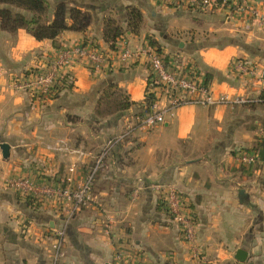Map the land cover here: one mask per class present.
Wrapping results in <instances>:
<instances>
[{
	"label": "crops",
	"instance_id": "1",
	"mask_svg": "<svg viewBox=\"0 0 264 264\" xmlns=\"http://www.w3.org/2000/svg\"><path fill=\"white\" fill-rule=\"evenodd\" d=\"M46 1L52 10L59 0ZM67 1L92 8L85 31L65 30L51 41L36 40L22 28L10 33L0 27V143L9 144L7 158L0 149V264H49L54 229L65 222L58 264H124L134 263L135 257L143 264H198L151 186L157 183L181 195L196 221L203 257L216 264H264V110L257 102L264 26L259 19L224 6L194 11L161 0ZM253 6L264 17V0H254ZM128 7L141 12V23L136 33L124 31L117 41L139 49L155 39L170 68L190 67L214 97L246 102L186 103L152 127L135 125L131 135L111 147L94 180L92 202L79 211L71 212L70 204L56 197L20 196L5 179L23 176L44 187L59 186L71 176L77 183L103 145L135 124V105L94 115L106 86H118L134 104L143 103L147 92L159 95V86L148 83L151 69L145 56L100 74L77 62L70 69L72 84L44 105L10 86V75L38 66L61 44L87 40L110 52L102 37L104 21L112 18L126 28ZM235 60L256 71L239 70ZM160 97L159 104L166 105ZM59 140L65 150L46 148ZM244 152L254 153L255 160L241 163ZM238 249L246 251L243 262L235 258Z\"/></svg>",
	"mask_w": 264,
	"mask_h": 264
},
{
	"label": "built area",
	"instance_id": "2",
	"mask_svg": "<svg viewBox=\"0 0 264 264\" xmlns=\"http://www.w3.org/2000/svg\"><path fill=\"white\" fill-rule=\"evenodd\" d=\"M161 2L166 6L194 11L224 6L237 14L247 12L249 16L257 17L259 23L264 26V17L260 16L258 10L253 6L254 0H161ZM141 56L147 57L151 76L160 88L159 95L150 104L149 109L142 116L136 118L135 124L126 125L120 133L103 145L79 182L74 183L73 178L68 176L59 186L46 185L41 187L30 179L17 175L5 179V185L22 197H56L68 202L71 212L79 211L91 204L94 180L98 172L105 167V159L111 147L131 135L135 125L152 127L163 121V116L167 111L186 103L238 105L246 102L243 97L233 99L226 95L214 97L208 86L198 78L192 68H170L161 52L155 51L149 45L133 49L128 47L122 39L115 43V48L111 49L110 52H105L99 45L89 41H83L80 44H61L55 49V52L46 56L38 66L19 74L10 75V86L14 90L28 93L32 99L44 105L47 100L53 99L62 87L72 84L70 69L75 63H84L91 73L100 74L102 71L115 66L129 65ZM232 64L249 74H254L256 71L254 66L246 61L235 60L232 61ZM162 95L167 101L166 105L159 104ZM46 148L51 151H62L66 149V143L59 140L55 144L46 145ZM238 160L243 164H249L255 160V156L254 153L244 152L239 155ZM75 166L74 163L71 164L68 171L72 172ZM151 186L160 193L161 205L179 226L182 239L187 243L193 257L198 259V264H216L214 261L203 257L196 243V221L193 215L184 209L181 195L172 187L158 183ZM65 223L54 229V241L51 245L53 253L49 264H57V261L64 255ZM115 258L121 261L122 254L117 253ZM135 258L134 263L124 264H143L137 257Z\"/></svg>",
	"mask_w": 264,
	"mask_h": 264
},
{
	"label": "trees",
	"instance_id": "3",
	"mask_svg": "<svg viewBox=\"0 0 264 264\" xmlns=\"http://www.w3.org/2000/svg\"><path fill=\"white\" fill-rule=\"evenodd\" d=\"M91 10L92 8L82 5L70 4L67 0H59L52 10H50V5L46 0H0V27L10 33L22 28L36 40L49 39L55 41L65 30L85 31L93 17ZM141 18V12L136 7H128L126 10V28L120 26L115 19L107 18L102 28L104 41L109 43L111 49H114L115 42L124 31L131 33L138 31ZM148 45L160 52V47L155 39H149ZM166 64L168 63L166 62ZM262 82L263 86L257 102L264 110V71ZM148 83L159 86L158 83L154 82L151 75ZM59 92L54 98L58 96ZM156 98L154 93L147 92L143 103L134 104L129 101L121 88L110 84L101 91L94 107V115L104 117L135 105V108L138 109L136 116L139 117L149 109L150 104ZM141 108L144 111L141 112Z\"/></svg>",
	"mask_w": 264,
	"mask_h": 264
},
{
	"label": "water",
	"instance_id": "4",
	"mask_svg": "<svg viewBox=\"0 0 264 264\" xmlns=\"http://www.w3.org/2000/svg\"><path fill=\"white\" fill-rule=\"evenodd\" d=\"M0 149L2 151V156L4 158H7L8 155H9V144L7 143H0ZM239 194L241 196H243L245 193H244V190L243 189H239ZM235 258L241 262L245 261L246 260V251L243 250V249H238L236 251V254H235ZM105 264H108V263H105ZM248 264H252V263H248Z\"/></svg>",
	"mask_w": 264,
	"mask_h": 264
},
{
	"label": "rangeland",
	"instance_id": "5",
	"mask_svg": "<svg viewBox=\"0 0 264 264\" xmlns=\"http://www.w3.org/2000/svg\"><path fill=\"white\" fill-rule=\"evenodd\" d=\"M65 219H66V218H65ZM65 219H64V220H65ZM62 224H63V223H62ZM61 226H62V225H60V227H61ZM66 228H67V226H66ZM51 248H52V247H51ZM51 250H52V253H53V249H51ZM52 253H51V255H52ZM51 255H50V256H51ZM50 261H51V258H50ZM59 261H60V260L57 261V264H58Z\"/></svg>",
	"mask_w": 264,
	"mask_h": 264
}]
</instances>
